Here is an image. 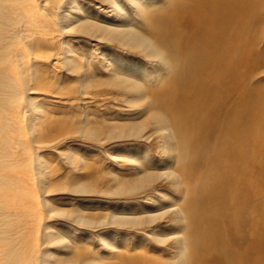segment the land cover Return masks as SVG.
Segmentation results:
<instances>
[{
    "label": "rangeland",
    "instance_id": "rangeland-1",
    "mask_svg": "<svg viewBox=\"0 0 264 264\" xmlns=\"http://www.w3.org/2000/svg\"><path fill=\"white\" fill-rule=\"evenodd\" d=\"M122 1L129 5L127 0ZM146 2L149 7L150 2ZM162 4L153 5L160 8L154 15L170 6ZM262 4L264 9V0ZM126 11H133L138 28L148 32L145 15L136 9ZM80 17L107 25L115 21L114 13L102 0H0V264H8L14 253L8 231L14 233L15 244L20 242L27 249L20 264H41L51 257L78 264H173L177 248L172 240L176 233L172 215L153 226L78 224L80 218L99 222L120 213L143 217L165 213L173 210L165 204L171 195L181 204L186 201L182 188L175 192L161 180L134 193H114L118 181L131 182L139 174L168 171L163 167L160 146L154 143L158 129L147 115L150 111L166 115L162 104L177 90L172 87L175 71L150 60L147 79L134 73L143 94L150 92L141 107H134L131 100L135 94L123 87L89 88L86 93L82 90L85 73V79L115 81L111 62L101 51L104 53L105 46L120 50L93 37V33L67 28V23L75 24ZM262 26L264 18L258 44L263 48ZM259 32L251 37L258 38ZM32 41L40 47H32ZM67 46L75 60L72 71L64 59ZM18 54L24 55V66L18 63ZM36 73L45 76L46 87L37 88ZM254 76V80L249 78L250 86L264 85V69ZM8 80L20 87L23 99L15 101L8 96ZM35 106L41 107L39 122L33 115ZM137 122H145L146 131L138 135L123 131ZM86 128L99 129V137L87 136ZM221 129L213 130L207 144L200 147L213 155L214 147L224 138L225 129ZM182 132L188 134L190 130ZM199 137L194 135L195 140ZM208 163L196 171L193 188L208 178ZM42 182L48 188L42 187ZM84 183L93 184L97 191H72ZM195 207L200 212L197 204ZM207 229L201 225L200 234ZM180 231L187 232V228ZM160 232L170 238L167 243L153 240ZM107 234L118 236L113 249L105 248L101 240ZM51 235L66 238L69 243L63 245L59 239L48 237ZM260 264H264V258Z\"/></svg>",
    "mask_w": 264,
    "mask_h": 264
},
{
    "label": "bare ground",
    "instance_id": "bare-ground-1",
    "mask_svg": "<svg viewBox=\"0 0 264 264\" xmlns=\"http://www.w3.org/2000/svg\"><path fill=\"white\" fill-rule=\"evenodd\" d=\"M102 1L114 13L115 21L107 25L80 17L75 24L67 23V28L83 34L93 33L96 35L93 37L120 50L105 46L104 53L101 51L111 62L115 81L85 79V73L82 90L123 87L135 94L131 100L134 107H141L150 92L143 94L134 73L147 79L150 60L174 69L172 87L177 89L162 104L166 115L156 111L147 115L148 121L158 129L154 143L160 146L163 167L168 171L139 174L131 182L118 181L114 193H134L161 180L175 192L182 188L186 201L181 204L171 195L165 204L173 210L165 213H149L146 217L120 213L99 222L80 218L78 224L153 226L172 215L176 232L172 240L177 248L173 264H260L264 258V85L252 87L249 78L253 79L264 69V47H258L262 41L259 27L264 18L263 0H127L129 5L122 0ZM146 1L150 2L149 7ZM157 3H164L163 6L170 3V6L154 15L160 9L153 6ZM126 8L145 15L148 32L138 28L133 11L130 14ZM255 32L260 33L258 38L251 37L258 35ZM29 44L40 47L36 41ZM72 54L67 46L64 59L71 71L75 63ZM17 58L24 66V55L18 54ZM36 83L37 88L47 86L45 76L40 73L35 75ZM7 84V94L12 100L23 99L20 87L13 80ZM176 105L179 109L174 108ZM40 110L39 106L33 108L37 122ZM223 127L224 138L214 147L213 155L203 150L201 143L207 144L214 134L212 131H221ZM185 128L190 130L188 134L182 132ZM146 129L145 122H137L123 131L138 135ZM85 134L98 138L100 131L86 128ZM194 135L200 137L195 140ZM205 162H209L208 178L202 179L200 187L193 188L196 171ZM152 164L159 166L157 162ZM42 183V187L48 188V184ZM72 191L94 193L97 190L93 184L84 183ZM161 197L165 196L161 194ZM196 204L200 212L196 211ZM201 225L208 229L200 234ZM185 228L187 232L180 231ZM45 230L49 231L50 227L46 225ZM7 235L14 244L8 264H20L27 249L20 242L15 244L14 233L11 235L8 231ZM48 237L59 239L63 245L69 243L59 235ZM117 237V234H107L101 240L105 248L113 249ZM153 240L167 243L170 238L160 232ZM51 258H43L41 264H78Z\"/></svg>",
    "mask_w": 264,
    "mask_h": 264
},
{
    "label": "snow or ice",
    "instance_id": "snow-or-ice-1",
    "mask_svg": "<svg viewBox=\"0 0 264 264\" xmlns=\"http://www.w3.org/2000/svg\"><path fill=\"white\" fill-rule=\"evenodd\" d=\"M128 219H130V218H128ZM138 219V218H137ZM106 223V222H105ZM128 225H121V227H127Z\"/></svg>",
    "mask_w": 264,
    "mask_h": 264
}]
</instances>
